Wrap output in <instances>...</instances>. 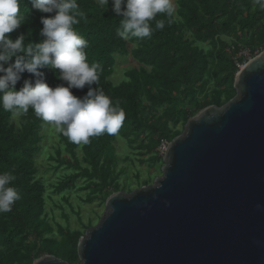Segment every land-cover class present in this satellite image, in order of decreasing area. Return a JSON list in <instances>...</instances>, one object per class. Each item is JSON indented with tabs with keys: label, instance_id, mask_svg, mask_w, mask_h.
I'll return each mask as SVG.
<instances>
[{
	"label": "trees",
	"instance_id": "1",
	"mask_svg": "<svg viewBox=\"0 0 264 264\" xmlns=\"http://www.w3.org/2000/svg\"><path fill=\"white\" fill-rule=\"evenodd\" d=\"M77 3L87 17L76 26L89 43L87 60L103 68L97 86L114 104L118 102L126 115L117 135L92 137L87 145H76L58 134L55 157L49 160L56 163L55 170L64 166L71 172L53 186V193L84 191L87 195L83 202L99 200L104 204L110 194L132 189L120 182L124 168L118 169L120 159L114 152L117 139L124 141L132 154L145 156L149 170L163 164L158 148L182 133L178 127L183 128L200 110L221 107L234 97L233 80L238 68L227 50L239 45L251 55L264 51V8L258 0H176L171 23L163 14L157 16L165 20L163 30L143 40H123L116 35L121 18L113 13L111 0L106 10L99 0ZM21 11L26 22L10 33V38L15 40L23 34L26 42L42 41L40 18L50 14L34 9L31 0H21ZM116 57H130L137 66L125 72V81L112 85L108 79ZM42 71L50 87L64 83L52 70ZM24 79L34 78L23 73L16 90L23 86ZM72 92L82 97L87 88ZM12 119L0 108V173L15 175L11 186L20 195L10 212L0 213V264H32L42 255L78 264L77 241L92 225H83L82 231L60 226L54 230L45 214L46 188L37 177L42 131L49 124L31 109L18 119L17 126ZM62 151L69 162L58 160ZM149 183L139 181L136 175L135 188Z\"/></svg>",
	"mask_w": 264,
	"mask_h": 264
},
{
	"label": "water",
	"instance_id": "2",
	"mask_svg": "<svg viewBox=\"0 0 264 264\" xmlns=\"http://www.w3.org/2000/svg\"><path fill=\"white\" fill-rule=\"evenodd\" d=\"M233 89L167 144L160 178L106 198L77 241L79 264H264V51Z\"/></svg>",
	"mask_w": 264,
	"mask_h": 264
},
{
	"label": "clouds",
	"instance_id": "3",
	"mask_svg": "<svg viewBox=\"0 0 264 264\" xmlns=\"http://www.w3.org/2000/svg\"><path fill=\"white\" fill-rule=\"evenodd\" d=\"M264 8V0H258ZM109 0H99L101 7ZM112 11L120 17L116 35L123 40H143L156 30H163L165 20L171 23L175 13L173 0H111ZM32 7L41 13L42 41L26 42L25 35L15 40L9 34L26 22L21 11V0H0V108L13 119L26 116L31 109L35 116L52 126L76 145L91 143L92 137L104 134L115 136L125 120V111L98 87L103 68L100 63H89L88 41L76 26L86 20V13L77 0H31ZM153 22L154 27H153ZM42 69L54 72L64 83L50 87ZM34 79H24L16 90L23 73ZM95 85V87H93ZM87 92L82 97L72 89ZM16 177L11 172L0 173V213L10 212L20 199L11 186Z\"/></svg>",
	"mask_w": 264,
	"mask_h": 264
},
{
	"label": "rangeland",
	"instance_id": "4",
	"mask_svg": "<svg viewBox=\"0 0 264 264\" xmlns=\"http://www.w3.org/2000/svg\"><path fill=\"white\" fill-rule=\"evenodd\" d=\"M173 3L176 10V0H173ZM258 53L260 54L261 52ZM136 66L137 64L130 57H116L113 73L108 79L109 82L112 85L120 84L125 81V72ZM12 122L14 125H18V119H12ZM179 128L181 131L183 130V128L178 127V129ZM58 134L59 133H57L52 126H45L42 131L43 140L40 145V151L36 158L37 177L41 179L46 188V217L54 230H57V226H60L62 228L68 227L71 230L82 231V226L87 225L89 222L92 225L91 227H95L104 213V204H101L99 200H94L91 203L83 202L87 195V192L84 191H73L63 195H55L53 193V186H55L64 175L71 172V170L65 169L64 166H60L55 170L53 167L56 163L49 160V157H55V150L58 148ZM166 147L167 144H162L158 148L157 152L161 158L163 157ZM114 152L120 159L118 169L120 167L124 168L120 176V182L129 184L132 188L131 192L137 189L135 188L136 175H138L139 181L149 180V185L153 184L155 179L161 177V168L163 164L155 165L148 170L147 165L144 163L146 157H139L136 154H132L124 141L120 139L116 140ZM58 160L60 163L69 162V158L64 151H62ZM123 193L130 192L125 190Z\"/></svg>",
	"mask_w": 264,
	"mask_h": 264
},
{
	"label": "built area",
	"instance_id": "5",
	"mask_svg": "<svg viewBox=\"0 0 264 264\" xmlns=\"http://www.w3.org/2000/svg\"><path fill=\"white\" fill-rule=\"evenodd\" d=\"M227 52L232 55V61L234 62V66L238 68V70L242 66H244L250 59L259 55L258 52H254L253 55H251L249 50L242 48L239 45L230 46Z\"/></svg>",
	"mask_w": 264,
	"mask_h": 264
}]
</instances>
